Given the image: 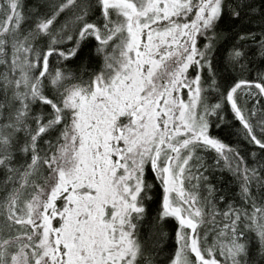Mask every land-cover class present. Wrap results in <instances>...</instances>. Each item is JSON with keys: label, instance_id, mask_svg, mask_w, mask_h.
Segmentation results:
<instances>
[{"label": "snow or ice", "instance_id": "6c2138e0", "mask_svg": "<svg viewBox=\"0 0 264 264\" xmlns=\"http://www.w3.org/2000/svg\"><path fill=\"white\" fill-rule=\"evenodd\" d=\"M0 264H264V0H0Z\"/></svg>", "mask_w": 264, "mask_h": 264}]
</instances>
